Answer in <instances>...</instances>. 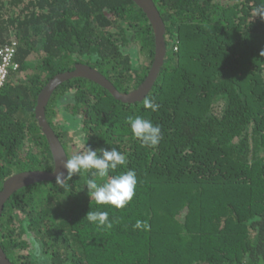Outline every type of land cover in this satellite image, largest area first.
<instances>
[{"label": "trees", "instance_id": "16d2710c", "mask_svg": "<svg viewBox=\"0 0 264 264\" xmlns=\"http://www.w3.org/2000/svg\"><path fill=\"white\" fill-rule=\"evenodd\" d=\"M153 2L166 54L145 97L157 111L83 77L58 85L45 106L68 158L83 151L74 128L91 149L126 156L116 171H135L132 200L97 205L87 172L63 189L55 179L19 188L0 215L12 264H264V20L253 16L264 0ZM11 39L17 68L0 89V190L14 173L53 168L34 106L54 74L86 63L125 92L154 52L151 24L132 0H0V45ZM135 115L160 126L158 145L134 137L126 118ZM88 210L107 211L112 226L89 222ZM137 220L150 227L134 228Z\"/></svg>", "mask_w": 264, "mask_h": 264}, {"label": "clouds", "instance_id": "9594fccd", "mask_svg": "<svg viewBox=\"0 0 264 264\" xmlns=\"http://www.w3.org/2000/svg\"><path fill=\"white\" fill-rule=\"evenodd\" d=\"M255 15H259L264 20V6L256 8L253 12V16ZM260 55L264 56V48L260 50ZM143 107L155 112L160 106L153 103L152 99L145 97ZM126 122L134 137L140 140L143 146L155 147L162 139L160 126L153 124L150 119L135 115L128 116ZM86 140L87 137L79 135L73 138L74 145L83 151L63 161L62 167L66 170V175L63 171L56 172L55 183L63 189L74 174L80 175L82 172H87L89 178L83 185L86 186L90 200L95 201L97 205L123 208L135 194L137 184L135 171L128 169L117 172L118 168L126 166V156L116 148L91 149L86 146ZM110 173L115 174L109 175ZM85 216L89 222L95 223L99 227L110 228L112 226L107 211L88 210ZM133 227L147 230L150 226L145 221L137 220Z\"/></svg>", "mask_w": 264, "mask_h": 264}, {"label": "water", "instance_id": "95a60500", "mask_svg": "<svg viewBox=\"0 0 264 264\" xmlns=\"http://www.w3.org/2000/svg\"><path fill=\"white\" fill-rule=\"evenodd\" d=\"M146 15L151 24L154 38V52L150 67L143 80L129 91H119L112 82L96 68L81 62H76L72 69L54 74L40 89L34 106V116L41 132L45 135L52 158L53 168L51 170H24L7 177L0 190V215L5 201L19 188L29 184L55 179V173L63 169V161L68 158L60 140L45 118V106L55 88L62 82L73 77L89 79L106 88L111 95L123 102H135L142 100L151 90L154 81L163 65L166 45L164 39L165 25L153 0H132ZM0 264H12L0 245Z\"/></svg>", "mask_w": 264, "mask_h": 264}, {"label": "built area", "instance_id": "2783aa9c", "mask_svg": "<svg viewBox=\"0 0 264 264\" xmlns=\"http://www.w3.org/2000/svg\"><path fill=\"white\" fill-rule=\"evenodd\" d=\"M16 50L17 41L15 39H11L4 45H0V89L9 70L17 68V63L14 61Z\"/></svg>", "mask_w": 264, "mask_h": 264}, {"label": "rangeland", "instance_id": "374dc122", "mask_svg": "<svg viewBox=\"0 0 264 264\" xmlns=\"http://www.w3.org/2000/svg\"><path fill=\"white\" fill-rule=\"evenodd\" d=\"M127 49L128 50H131L132 49L133 50V53L134 52L136 53V55H133V61H134L135 64L142 63V61H143L142 56L139 55V54H137V52H136L137 51V47H135L134 45H129L127 47ZM59 119H60V117H59ZM69 133H70L71 136H73V138L75 136L80 135V132H79L78 128H74V129L70 130ZM73 149H75V146L74 145H71L70 146V150L72 151Z\"/></svg>", "mask_w": 264, "mask_h": 264}]
</instances>
